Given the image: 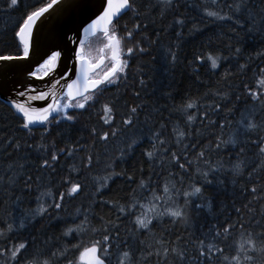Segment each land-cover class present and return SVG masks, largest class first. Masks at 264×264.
<instances>
[{
    "label": "snow or ice",
    "instance_id": "snow-or-ice-1",
    "mask_svg": "<svg viewBox=\"0 0 264 264\" xmlns=\"http://www.w3.org/2000/svg\"><path fill=\"white\" fill-rule=\"evenodd\" d=\"M5 2L0 11L23 14L0 26V104L10 109L0 115V157L8 161L0 164V264H112L113 249L116 264H257L264 254V0ZM206 21L232 23L235 43L225 46L228 55L194 49L189 59L184 44L203 34ZM46 22L52 27L41 43L36 36ZM241 31L258 39L253 51ZM97 34L104 54L93 60L86 38ZM153 48L160 67L132 69ZM177 68L205 89L202 95L175 86ZM202 68L211 80L201 79ZM97 105L99 129L80 119H91ZM113 146L116 155L102 158ZM97 170L104 175H92ZM117 181L125 187H114ZM229 186L231 205L218 199ZM80 197L87 203L62 216ZM26 200L35 207L25 210ZM254 204L261 219L252 224ZM165 218L185 231L169 230ZM61 225L53 240L49 230ZM250 227L262 230L249 231L235 254L225 255L220 245ZM87 232L99 236L90 246L81 239Z\"/></svg>",
    "mask_w": 264,
    "mask_h": 264
},
{
    "label": "trees",
    "instance_id": "trees-1",
    "mask_svg": "<svg viewBox=\"0 0 264 264\" xmlns=\"http://www.w3.org/2000/svg\"><path fill=\"white\" fill-rule=\"evenodd\" d=\"M47 1L48 0H23V3L26 6L27 5L40 6L42 3H46ZM200 2L203 3V0H200ZM6 8H7V3L5 2V0H0V9H6ZM208 10L215 11L218 9L214 6L209 5ZM22 14H23V9H20L17 11L9 10L7 12L0 11V26H4L5 24H9V23L14 24L16 22V20L19 19ZM126 21H127V18H126ZM205 23L207 24V27H205L203 34H197L195 37H190L185 42L184 49H183L184 53L188 55L189 59H191V52L194 49L197 51H201V52H210L213 55H215L217 52H221L223 55H228V52H227L225 46L230 44V43H235V38L232 36V33H231V29L233 28V24L230 22L229 23L218 22L216 24H212L210 21H206ZM200 26L204 27V25H200ZM240 34H241V36L244 37V41H245L244 46L247 48V50L249 52L253 51L259 43L258 39L256 41H253L247 35H245V33L243 31H241ZM149 35H151V29L149 30ZM9 36H10V34H9ZM167 39H172V37L169 36ZM167 39L165 40V43H167ZM209 42L211 43L210 47L208 46ZM2 47L3 46L0 45V48H2ZM152 57H156V60H153ZM145 63L151 64L153 69H158L160 67L159 53H158L156 48H153L152 56H141L138 61L133 63L132 69H136L137 67H139L140 65L145 64ZM145 71H151V75H152L154 80L160 79V72L159 71H152L150 69H145ZM201 73H202L201 79L211 80V77L206 74V69L202 68ZM174 75L176 77L175 86L181 91H183L187 88H191V95L193 96V98L202 95L203 92L205 91L204 88H202L200 85L196 84L192 79H190L188 72H186L183 68H177ZM145 79H148V77L146 76ZM130 83H131V81H130ZM210 86H212V85H210ZM150 87H152V85H150ZM197 89H199V91H197ZM115 91H116V89L110 90L108 95H111V93L115 92ZM120 91L123 92V88H121ZM146 99L154 100L155 98L154 97H146ZM163 102L164 101H161V103H163ZM176 102L181 103V101L179 99H177ZM9 113H10V109H9L8 105L7 104H0V115H7ZM92 113L93 114L91 115V119H89V113L82 114L80 119L85 125L90 124L91 126H95L99 129L101 127V124H102V121L100 119L102 113L99 112V105H97V107L92 110ZM3 123H4L3 121H0V126H2ZM12 123H19V121H12ZM230 131H231L230 129L225 131V137H224L225 139L227 138ZM79 134L80 135H86V133H79ZM57 139H58V137H57ZM60 147H63V144H61ZM97 150L100 152H103V147L98 145ZM109 152H110V155L108 157H102V158L108 159L111 156L116 155V146H113L109 150ZM80 155H84V153H80ZM221 155L224 156L225 163H227V159H226L227 153H224ZM217 159H219V157L215 153L212 154V162L215 163ZM7 162L8 161L5 160L3 157H0V164H6ZM127 166L128 165H123V167H127ZM144 167L147 168L146 163L144 164ZM120 168H121V166L117 165L116 171H120ZM101 169H103V165H101ZM92 175L103 176L104 172L102 170H97V171H94L92 173ZM73 179H75V177H73ZM89 184H91V180H89ZM117 186L125 187L123 181H117V185L114 187H117ZM184 188L187 191H191V187L189 186L188 183L185 184ZM53 191L55 192V188H53ZM208 191H214V188L208 189ZM230 192H231V186H229L228 191L219 194L218 199L224 200L226 203L231 205V201L233 198L230 196V194H229ZM17 194H19V193H17ZM86 195H87V193H86ZM113 195H117V193L113 192L112 194H109V195L105 196L104 198L110 199V198H112ZM119 195H123V193H119ZM145 195H147V194H145ZM157 195H162V193L157 192ZM235 199H236V205L235 206L238 208H242V203H241L242 197H240L239 194L237 193V196L235 197ZM192 202L194 205L195 203H197L199 201L197 200V198L193 197ZM244 202H246V201H244ZM27 203L28 202L26 200L22 204V206L26 205ZM82 203H87V201H85L83 197H80L74 201H70L67 204L65 211L62 212L61 215L62 216H68L69 214L74 213L76 208L80 207ZM180 203L183 204V200H180ZM252 206L256 208V216L254 218H252V224H255V220L261 219L260 215H259L260 205L254 204ZM2 211H3V209L0 208V213H2ZM95 211L99 215H105L109 211V209L104 208L102 211L100 208H96ZM217 211H219V209H217ZM228 211L233 213V219H235L236 216H235V213L233 212V209L231 207H229ZM244 211H245V220H248L250 218V214L247 213L246 209ZM190 217L193 220L197 219V213H196L194 207L190 210ZM45 223H47V222H45ZM92 223L95 226H99L98 220H93ZM164 226L166 228H168L169 230H175V231H179V232L185 231L179 225H176L175 228H173V226L169 223L167 218H165ZM126 227L131 228L133 226L129 223L126 225ZM62 228H63V225H61L59 227L54 226L49 230V235L53 237V240H55V238H57V237H61V229ZM261 230L262 229H260V228L250 227L247 229V231L244 232L243 237L241 236V233L239 231L234 232L226 244L220 245L221 247H224V249H225L224 254L231 257L232 255L235 254L238 243L241 242L242 239H247V233L249 231L255 233V232H258ZM153 232H156L159 234L160 229L155 228V229H153ZM121 234L123 236L124 232L122 231ZM81 239L83 240L84 245H86L92 239H99V236H93L90 232H87L86 234H84L81 237ZM63 242L67 243L68 241L64 240ZM71 242L76 243L77 241H71ZM228 245H231V247H229ZM257 246L258 247L260 246L259 240L257 241ZM114 252H116L115 249H114ZM249 254L253 255L252 252H249ZM43 258L46 259L47 257H43ZM256 259H257V264H264V254L258 255L256 257Z\"/></svg>",
    "mask_w": 264,
    "mask_h": 264
},
{
    "label": "rangeland",
    "instance_id": "rangeland-1",
    "mask_svg": "<svg viewBox=\"0 0 264 264\" xmlns=\"http://www.w3.org/2000/svg\"><path fill=\"white\" fill-rule=\"evenodd\" d=\"M93 40L95 41V53L97 56L99 54L98 51H99L100 47H104V41H103V39L99 40V38L98 39L94 38L91 41H93ZM33 206L35 207L34 203H27L26 205H23V207H25L26 210L32 209ZM112 260H113V264H116L117 256L113 255Z\"/></svg>",
    "mask_w": 264,
    "mask_h": 264
},
{
    "label": "water",
    "instance_id": "water-1",
    "mask_svg": "<svg viewBox=\"0 0 264 264\" xmlns=\"http://www.w3.org/2000/svg\"><path fill=\"white\" fill-rule=\"evenodd\" d=\"M40 27V32L37 33L36 39L38 42H43L44 38L47 36L48 34V30L52 27V24L49 22H46L43 25H39ZM87 39V38H86Z\"/></svg>",
    "mask_w": 264,
    "mask_h": 264
}]
</instances>
